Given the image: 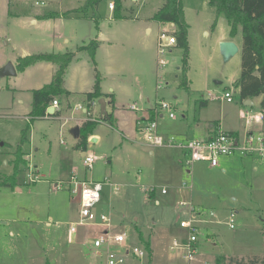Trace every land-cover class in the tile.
<instances>
[{"label":"rangeland","instance_id":"1","mask_svg":"<svg viewBox=\"0 0 264 264\" xmlns=\"http://www.w3.org/2000/svg\"><path fill=\"white\" fill-rule=\"evenodd\" d=\"M85 1L0 0V70L9 62L17 65L20 56L77 53L65 74L64 86L70 94L56 97L60 102L56 115L30 112L32 90L51 82L57 64L39 61L16 75H0L1 180L14 173L22 130L29 127L21 145L27 161L20 166L19 186L0 185V264H106L107 246L97 248L93 243L108 228L81 220L80 196L68 184L73 175L105 181L95 211L110 216L111 235L123 234L130 249L145 250L142 256L130 254L127 264H188L184 256L188 232L180 226L189 217V206L180 204L186 199L181 198L182 191L190 193L182 188L188 185H192L193 197L187 196V202L210 220L203 222L199 233L200 261L191 264H216L221 253L226 264L236 257L264 256V157L250 155L258 160L245 165L235 152L221 156V166L198 172L186 164L185 152L150 146L144 132L135 128L143 111L159 108L162 101L171 104L176 118L162 109L156 119L159 131H188L190 139L203 138L204 131L215 124L226 131L238 129L244 141L247 128L263 123L250 120L248 112H263L264 92L250 99L253 105H246L236 87L242 73V49L230 60L221 53L222 38L230 34L225 14H217L208 0H184L190 24L188 89L181 84L180 47H168L166 65L161 69L157 65L159 34L175 30L174 25L151 19L164 0H122L120 19L109 8L114 0H101L91 8L93 18L81 16L76 10ZM55 13L59 16L46 18ZM92 40L100 41L96 64L89 51H78ZM97 72L106 110L122 122L102 120L99 99L89 108L86 93L93 90ZM226 91L233 93L232 102L222 98ZM113 95L114 106L109 102ZM133 104L138 110L130 109ZM88 115L97 119L100 140H90L82 151L71 130ZM82 152L96 157L93 169L85 166ZM224 165L227 172H223ZM33 176L36 182L30 180ZM61 181L63 187L53 189ZM164 188L167 193L162 192ZM232 211L236 213L234 227L228 223ZM71 225L76 231H70Z\"/></svg>","mask_w":264,"mask_h":264},{"label":"trees","instance_id":"2","mask_svg":"<svg viewBox=\"0 0 264 264\" xmlns=\"http://www.w3.org/2000/svg\"><path fill=\"white\" fill-rule=\"evenodd\" d=\"M101 0H86L85 3L76 11L81 12V16L85 18H93L90 15L91 8L99 4ZM114 17L117 19L123 18L121 15L122 0H114ZM208 3L215 8L217 14L224 13L230 25V36L234 38L241 27L243 37V66L242 73L236 81V87L240 89V97L242 100L251 99L264 92V0H208ZM68 14V13H67ZM59 14L46 15L47 17H58ZM153 20L163 24L173 23L176 26L173 32L176 37V47L183 50L181 66L179 67L181 74V84L189 89L188 71L190 61L189 47V23L186 20L184 0H164V4L152 16ZM97 29L99 30V22ZM216 21L212 24L215 29ZM100 42L92 40L88 44H83L78 47V51H89L92 61L96 64V51ZM77 53L72 50L59 53H37L18 57L16 68L18 71H23L27 67L34 65L39 61H49L57 64V69L53 75L51 82L43 85L41 88L33 89V101L30 114L35 116L47 115V109L52 101L57 96L62 94L69 95L70 91L64 86L65 74L69 65L75 59ZM260 72V75H256ZM104 94L101 91L100 75L96 73V81L92 91L86 93V99L89 108L92 102L101 99ZM111 104L114 106V97H111ZM206 103V101H203ZM90 112V110L88 111ZM54 115L57 113L54 112ZM91 114V113H90ZM113 112L103 113L102 120L111 122L113 120ZM88 119L81 125V135L78 139L77 149L86 151L88 148L89 138L93 134L97 126V120L88 115ZM155 118L150 117V120ZM29 127L22 130L21 142L16 151L15 170L12 175L7 176L3 180L0 179V185H8L15 187L18 184V173L22 163H26L21 145L27 139V131ZM147 249L150 250V243L146 242ZM230 264H264V256L253 257H236L229 259ZM216 264H226L225 256H217Z\"/></svg>","mask_w":264,"mask_h":264},{"label":"built area","instance_id":"3","mask_svg":"<svg viewBox=\"0 0 264 264\" xmlns=\"http://www.w3.org/2000/svg\"><path fill=\"white\" fill-rule=\"evenodd\" d=\"M115 1H112L109 4L110 9H114ZM176 37L174 34H170L167 31H163L159 34V40L157 45V65L159 69L163 68L166 65L164 55L166 49L170 46L176 45ZM160 87V86H159ZM210 97L218 98L217 95H212ZM227 101H233V93L231 91H226L224 96ZM98 104V101L92 102V105ZM55 107V112L58 111L60 102L56 98L51 103ZM78 108H83L82 105H79ZM132 109H138L137 106L133 105ZM162 109H167L169 111L170 118H176V115L172 109L170 103L162 101L160 107L154 109L156 118L150 120L148 123L141 125L140 131L144 132L145 140L147 144L153 147H172L177 148L185 152L188 156L186 164L188 166L193 165L197 161H207L212 166H218L220 163V157L224 155H232L235 152H239L241 155L249 154H259L264 157V135L261 133L249 132L245 136V140L241 141L237 134L234 132L226 131L221 128H218L213 134L207 138H182L175 134L166 135L159 131V125L157 123V116L161 115ZM86 111V109H84ZM248 118L250 120H264V114H251L248 112ZM96 120V119H95ZM84 164L88 169H93L94 163L96 162V157L91 153H84L83 156ZM33 173V172H32ZM33 182L35 177L30 178ZM72 193L79 194L80 196V217L83 221H89L95 224L105 225L106 229L105 235H101L94 240V246L97 248H102L105 245L107 246L106 250V264H127L126 258L133 254L135 256H142L145 254V250L139 246H135L132 249L127 244L126 237L123 234H110V225L111 218L105 213L97 214L95 211L96 206L102 200V192L104 190L105 181H95L92 179H81L75 175L71 176V179L68 181ZM110 186H115L112 183H109ZM63 187V181L57 182L54 185L55 189H61ZM117 189V187H115ZM163 193L168 191L164 188ZM182 206H189V217L184 218L180 222V226L185 228L188 232L187 245L185 246V257L188 261V264L198 258V242H199V233L202 230L201 225L203 222L209 221L202 217L204 211L197 209L192 203L187 201H180ZM210 215H215L214 211L210 212ZM236 213L232 211L229 215L228 223L230 227H234ZM100 220V223H96L97 220ZM70 231H76V227L71 225ZM118 245L117 247H115ZM177 246L178 243L175 242ZM100 255H103V251L99 252Z\"/></svg>","mask_w":264,"mask_h":264},{"label":"crops","instance_id":"4","mask_svg":"<svg viewBox=\"0 0 264 264\" xmlns=\"http://www.w3.org/2000/svg\"><path fill=\"white\" fill-rule=\"evenodd\" d=\"M164 4V3H163ZM162 4V5H163ZM214 8V7H213ZM188 22V21H187ZM161 23V22H160ZM189 23V22H188ZM163 24V23H162ZM169 26H175V24H173V23H167ZM175 29H176V26H175ZM240 29H241V27H240ZM189 30H190V24H189ZM175 31V30H174ZM148 32H150L149 30H148ZM239 33H240V30H239V32H238V34L234 37V38H232L231 36H230V34L227 36V37H225V38H222V39H224V40H233V41H235L238 45H239V47H240V49H242V47H243V37H241L240 38V35H239ZM241 33H242V31H241ZM188 39H189V34H188ZM100 42V41H99ZM189 65H190V61H189ZM190 68V67H189ZM189 72V71H188ZM113 97H114V95H113ZM114 100H115V97H114ZM111 101V99L109 100V102ZM106 102H107V100H106ZM108 102V103H109ZM111 103V102H110ZM254 103V102H253ZM133 105H135V104H133ZM133 105H131L130 106V109H132L131 107L133 106ZM107 107V106H106ZM262 108H263V112H261V113H263L264 114V101H263V105H262ZM132 110H138V109H132ZM114 114V116H113V120L114 119H116L117 118V121H121L120 119H119V117H116L115 118V113H113ZM159 116H162V113H161V115H159ZM150 117H153V118H156V115H155V110H154V108H147L145 111H143V113L140 115V117L139 118H137L136 119V122H135V128L137 129V130H140V127H141V125H144V124H146V123H148V121L150 120ZM89 117L88 116H86V119H83V121H82V124H83V122L85 121V120H87ZM94 119V118H93ZM97 120V119H96ZM122 122V121H121ZM81 124V125H82ZM97 127V126H96ZM218 128H220L219 127V125H215V124H211L210 125V127L207 129V130H205L204 131V136H203V138H207V137H209L211 134H213ZM227 131H230V132H234L235 134H237L238 135V137L240 138V132H239V130L238 129H234V128H230V129H227ZM261 132V133H263V135H264V121H263V123L261 124V125H259V126H257V127H253V126H251V127H249V128H247V131H246V134L247 133H249V132ZM161 133H163V134H166V135H171V134H175V135H177V136H179V137H182V138H188V131H179V132H176V133H169V132H164V131H160ZM245 134V135H246ZM93 136H95V137H97V141L96 142H98L99 140H100V134L97 132V130H96V128L94 129V131H93V134L90 136V138H89V141H90V139H91V137H93ZM250 155H256V154H249V155H241L242 156V158H243V163L245 164V165H251V163H253V162H255V161H257L258 159H251L249 156ZM81 156H84V152H82L81 153ZM244 156V157H243ZM262 158V157H261ZM178 159H179V161L180 162H183V157L182 156H179L178 157ZM264 159V158H263ZM262 163H263V161H261ZM196 163H198V164H196ZM195 164H193L192 165V167L191 166H189L190 168H192L193 169V166H194V169H196V171H198V172H202V171H204V170H206L207 168H217V167H219V166H221V164L219 163V165L218 166H212L209 162H207V161H197ZM223 172H227V167L224 165L223 166ZM254 168H255V170H258V166H256V165H254ZM192 169H190V171H192ZM85 177H86V174H85ZM87 179V178H86ZM37 180H35L34 182H36ZM33 182V181H32ZM2 186H8V185H2ZM19 185L17 184V186H15V188H17ZM187 186V185H186ZM189 186V187H188ZM187 187H182V188H186V189H188L189 191H190V193H185V191H182V194L180 195L181 196V198H186V199H181L180 201H182V200H184V201H187V196H189V199H192V197H193V195H192V190H191V187H192V185H188ZM53 189H55L54 188V186H53ZM177 192H179V190L177 191ZM233 196V195H232ZM238 198L239 197H234L233 199L234 200H238ZM202 205H203V203H201ZM236 213H238L239 212V210H236L235 211ZM210 221V220H209ZM221 254H224V253H221ZM220 254V255H221ZM219 255V256H220ZM226 255V254H225Z\"/></svg>","mask_w":264,"mask_h":264},{"label":"water","instance_id":"5","mask_svg":"<svg viewBox=\"0 0 264 264\" xmlns=\"http://www.w3.org/2000/svg\"><path fill=\"white\" fill-rule=\"evenodd\" d=\"M220 50H221V53H222L224 59L230 60L235 54H237L239 52L240 47L233 40H223L220 43ZM17 72H18V70L16 68V65L13 64L12 62H9L0 70V75H2V76H13V75H16ZM218 83H220V82H218ZM99 104L101 106V114L103 115V113H107V110H106L107 102H106V99L104 97L99 99ZM245 104L246 105H253V101L250 99H247L245 101ZM54 112H55V107L50 105L47 109V113L53 114ZM71 132L75 138L79 139L80 135H81V126H75L71 130ZM90 140L92 142H96L97 137L93 136V137H91Z\"/></svg>","mask_w":264,"mask_h":264}]
</instances>
